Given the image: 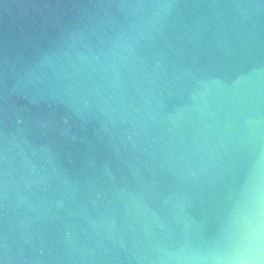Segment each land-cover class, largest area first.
<instances>
[{
	"label": "water",
	"instance_id": "water-1",
	"mask_svg": "<svg viewBox=\"0 0 264 264\" xmlns=\"http://www.w3.org/2000/svg\"><path fill=\"white\" fill-rule=\"evenodd\" d=\"M0 264H264V0H0Z\"/></svg>",
	"mask_w": 264,
	"mask_h": 264
}]
</instances>
